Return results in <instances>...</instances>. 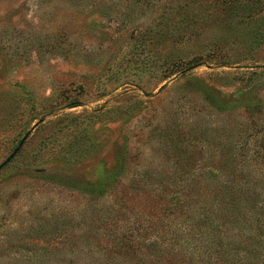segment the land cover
<instances>
[{"label": "rangeland", "instance_id": "rangeland-1", "mask_svg": "<svg viewBox=\"0 0 264 264\" xmlns=\"http://www.w3.org/2000/svg\"><path fill=\"white\" fill-rule=\"evenodd\" d=\"M0 167V264H264V0H0Z\"/></svg>", "mask_w": 264, "mask_h": 264}, {"label": "trees", "instance_id": "trees-1", "mask_svg": "<svg viewBox=\"0 0 264 264\" xmlns=\"http://www.w3.org/2000/svg\"><path fill=\"white\" fill-rule=\"evenodd\" d=\"M238 191L243 192V189H240V187H237V186H234V187L232 186V187L227 188L229 199H232L233 202H236L235 198H236Z\"/></svg>", "mask_w": 264, "mask_h": 264}, {"label": "water", "instance_id": "water-1", "mask_svg": "<svg viewBox=\"0 0 264 264\" xmlns=\"http://www.w3.org/2000/svg\"><path fill=\"white\" fill-rule=\"evenodd\" d=\"M27 138V137H26ZM26 138L25 139H23V141L21 142V144H20V146L18 147V149L15 151V153L13 154V155H11V157L5 162V164H7L16 154H17V152L20 150V148L23 146V144H24V142H25V140H26ZM2 167H0V169H1Z\"/></svg>", "mask_w": 264, "mask_h": 264}]
</instances>
